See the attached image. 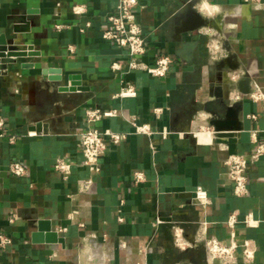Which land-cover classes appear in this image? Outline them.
<instances>
[{
	"label": "crops",
	"instance_id": "0c3cea01",
	"mask_svg": "<svg viewBox=\"0 0 264 264\" xmlns=\"http://www.w3.org/2000/svg\"><path fill=\"white\" fill-rule=\"evenodd\" d=\"M138 1L148 45L141 60L170 56L164 78L128 71V50L103 38L119 0H0V53H26L0 57V234L13 240L0 264H207L201 225L229 243L235 212L237 243L253 241L255 264H264V157L248 171L246 197L234 195L225 166L230 154L254 151V131L264 141V102L249 96L256 86L264 92V0L261 9L245 0ZM198 15L212 24L197 26ZM72 83L77 90L61 91ZM125 83L135 97H117ZM90 110L117 115L90 123ZM133 123L155 134H137ZM90 127L127 135L109 143L98 175L78 141ZM59 158L72 165L68 179L55 170ZM13 162L24 176L11 173ZM198 187L210 205L197 201ZM248 213L258 227L243 224ZM42 220L64 244L33 242ZM177 227L191 247L175 244Z\"/></svg>",
	"mask_w": 264,
	"mask_h": 264
},
{
	"label": "built area",
	"instance_id": "2783aa9c",
	"mask_svg": "<svg viewBox=\"0 0 264 264\" xmlns=\"http://www.w3.org/2000/svg\"><path fill=\"white\" fill-rule=\"evenodd\" d=\"M246 3L254 5L257 9L263 7V0H245ZM138 0H119V3L114 12L107 18V29L103 33V38L120 48L128 50L129 65L128 71H144L154 78H164L168 75L173 59L164 54H159L153 64L144 63L141 58L146 55L148 51L147 40L144 35L142 26L137 20V13L139 8ZM73 11L76 15H82L85 12L83 6H75ZM87 26H90L88 23ZM65 28L64 25H56V29L61 31ZM84 32V29H80ZM211 54L214 58L218 56L220 47L217 43L210 45ZM113 70H120V65L115 63L112 66ZM237 76V75H236ZM235 76V77H236ZM137 95L136 88L130 83H125L124 87L117 95L118 98L124 99L128 97H135ZM249 96L253 101L264 102V92L255 87L250 92ZM234 100H239L238 95L232 97ZM160 110H156L158 114ZM117 111L102 112L100 110H90L87 117L90 123L100 121L103 118L114 117ZM135 132L151 136L155 134L149 125H139L133 123ZM4 121L0 114V129H3ZM3 137V135H1ZM253 143L255 145L254 151L248 155L230 154L226 161L228 179L233 184V193L236 197H246L249 194L248 171L251 166L256 165L264 157V141H260L257 133H252ZM127 139L124 133H115L110 130L100 131L93 127L88 128L78 134L79 145L82 150L84 158V166L92 175H98L101 172V159L106 154L109 143L120 144ZM16 137H11L10 142H14ZM10 171L13 175L22 177L26 174V167L21 162H13L10 164ZM55 170L63 177L68 179L72 173V165L65 158H59L55 164ZM137 183L144 180L142 173L136 175ZM93 184V179L89 178L81 185V191H87ZM195 198L202 206L211 204V200L207 192L198 187L195 191ZM123 222V217L119 218ZM239 223L238 212L229 216L226 221L227 226L231 229L230 242L226 243L215 236L208 233L207 223L201 225V233L198 242H201L206 249L207 264H238V250L242 249L241 255L244 264H255L256 261V245L251 240H245L241 245L236 241L235 227ZM243 224L247 228L258 227L260 221L255 219L252 213H248ZM83 227V224L80 225ZM175 244L180 249L191 247L183 237V231L176 228L174 231ZM13 243L11 237L0 234V249L4 250Z\"/></svg>",
	"mask_w": 264,
	"mask_h": 264
},
{
	"label": "water",
	"instance_id": "95a60500",
	"mask_svg": "<svg viewBox=\"0 0 264 264\" xmlns=\"http://www.w3.org/2000/svg\"><path fill=\"white\" fill-rule=\"evenodd\" d=\"M198 17H199V23L197 26H199V25L208 26V25L212 24V22L210 20L202 18L199 15H198ZM12 56L25 57L26 53H12V52H10L8 54L0 53V57H2V58L12 57ZM44 75L48 76L47 72H44ZM50 79L55 80V81H59L61 78L50 77ZM76 86H77L76 83H72L71 87H66V86L62 87L61 91H75V90H77ZM215 128H216L215 131L218 133L220 131V129H218V127H215ZM32 238H33V242L38 243V244H42V243H47V244L61 243V244H64V242H65L63 238H60L59 235L54 230H52L49 222L45 221V220L38 222V229L36 232L33 233Z\"/></svg>",
	"mask_w": 264,
	"mask_h": 264
}]
</instances>
